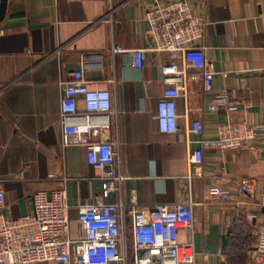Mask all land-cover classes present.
Returning <instances> with one entry per match:
<instances>
[{
  "label": "crops",
  "instance_id": "crops-1",
  "mask_svg": "<svg viewBox=\"0 0 264 264\" xmlns=\"http://www.w3.org/2000/svg\"><path fill=\"white\" fill-rule=\"evenodd\" d=\"M173 0H7L0 22V190L3 213L17 218L30 211L31 197L64 188L70 227L79 229L77 206L85 203L174 205L191 198L194 223L178 241L191 242L195 264H252V228L264 218L260 192L239 188L242 179L264 187V0H187L205 22L202 49L187 59V96L176 100L179 132L158 133L154 114L164 84L163 54H147L136 69L124 50L144 49L150 37L148 8ZM211 92L203 87L205 68ZM81 70L91 89L108 90L110 128L92 141L116 142V164L125 177L119 192L101 198L99 172L86 163V148L63 147L59 124L61 82ZM228 91L237 101L229 116L248 123L256 141L246 150L206 149L203 162L190 166L196 145L185 141L188 120L203 125V138L216 137L227 118L209 112L213 95ZM78 109L84 111L78 100ZM187 115V118L185 116ZM220 187L229 200L208 199ZM131 253L132 230L124 214Z\"/></svg>",
  "mask_w": 264,
  "mask_h": 264
},
{
  "label": "built area",
  "instance_id": "built-area-1",
  "mask_svg": "<svg viewBox=\"0 0 264 264\" xmlns=\"http://www.w3.org/2000/svg\"><path fill=\"white\" fill-rule=\"evenodd\" d=\"M144 22L149 33L147 48L124 50L119 46L112 53L127 52L132 65L142 69L147 54H163L161 64L162 94L156 103L154 120L161 135L179 132L176 100L187 96V59L203 47L205 22L193 13L187 0H173L148 8ZM61 82L59 124L63 147L86 148V163L99 172L101 198L119 192L125 177L116 164V142L92 141L110 128L113 100L110 91L91 89L81 70ZM203 87L210 93L212 74L205 68ZM84 111L78 109V100ZM209 112H222L227 120L217 129L213 139L203 138V125L188 120L185 141L196 148L189 153L188 163L199 166L206 149L219 151L246 150L256 141L255 129L248 123L234 124L229 116L237 110V101L228 91H221L209 103ZM242 192H260L259 205L264 209V187L248 179L240 181ZM208 199L216 202L229 200L230 192L213 187ZM195 203L191 198L174 205H151L139 208L136 203H85L77 206L79 229L70 227V209L64 188L47 193L38 191L31 197L30 211L17 218L4 215L5 194L0 190V264H128L124 214L130 217L132 264H195L191 242L180 243V229L190 230L194 223ZM255 242L252 264H264V218L251 230Z\"/></svg>",
  "mask_w": 264,
  "mask_h": 264
},
{
  "label": "water",
  "instance_id": "water-1",
  "mask_svg": "<svg viewBox=\"0 0 264 264\" xmlns=\"http://www.w3.org/2000/svg\"><path fill=\"white\" fill-rule=\"evenodd\" d=\"M7 0H0V22L4 19Z\"/></svg>",
  "mask_w": 264,
  "mask_h": 264
},
{
  "label": "rangeland",
  "instance_id": "rangeland-1",
  "mask_svg": "<svg viewBox=\"0 0 264 264\" xmlns=\"http://www.w3.org/2000/svg\"><path fill=\"white\" fill-rule=\"evenodd\" d=\"M130 255H131V253L128 251V256H129V257H128V264H132V263H131V259H130Z\"/></svg>",
  "mask_w": 264,
  "mask_h": 264
}]
</instances>
